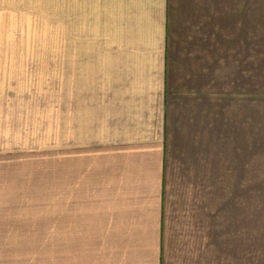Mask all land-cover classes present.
Segmentation results:
<instances>
[{"label":"crops","instance_id":"1","mask_svg":"<svg viewBox=\"0 0 264 264\" xmlns=\"http://www.w3.org/2000/svg\"><path fill=\"white\" fill-rule=\"evenodd\" d=\"M74 1L61 264H264L257 39L242 25L258 0ZM35 2L0 0V264L28 258L34 235V103L9 54Z\"/></svg>","mask_w":264,"mask_h":264},{"label":"rangeland","instance_id":"2","mask_svg":"<svg viewBox=\"0 0 264 264\" xmlns=\"http://www.w3.org/2000/svg\"><path fill=\"white\" fill-rule=\"evenodd\" d=\"M243 5L242 25H251L257 39L258 185L264 187V0L253 2L249 9L246 3ZM34 10L33 26L29 27L27 35L19 33L18 48L9 54L19 60V89L27 90L35 112L34 235L33 241L29 242V257L16 259V264H61L59 126L62 107L68 117L69 106L74 99L77 41L75 1L36 0ZM20 30L26 31L27 26L24 25ZM4 57H7L6 51Z\"/></svg>","mask_w":264,"mask_h":264}]
</instances>
